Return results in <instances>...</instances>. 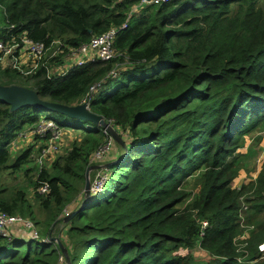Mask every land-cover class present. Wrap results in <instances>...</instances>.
<instances>
[{
	"label": "trees",
	"instance_id": "obj_1",
	"mask_svg": "<svg viewBox=\"0 0 264 264\" xmlns=\"http://www.w3.org/2000/svg\"><path fill=\"white\" fill-rule=\"evenodd\" d=\"M137 2L0 0V34L25 30L36 40L78 46L116 27L108 59L49 76L0 66V84L28 86L65 104L85 98L121 137L104 162L108 177L85 195L89 156L106 141L102 127L44 108L11 111L0 102V170L33 168L26 165L34 144L10 158L8 144L24 124L46 116L82 131L29 179L38 208L48 212L50 238L0 234V264H59L60 255L69 264H264L257 247L264 241V219L257 217L264 211V160L249 183L232 185L244 135L264 129V0H165L134 9ZM41 180L49 183L45 193L35 191ZM242 197L252 227L238 240L246 229ZM75 200L65 221L63 209ZM1 210L38 223L24 188L0 185ZM60 221L68 238L59 237L61 246L49 232ZM193 247L208 259L187 252Z\"/></svg>",
	"mask_w": 264,
	"mask_h": 264
},
{
	"label": "built area",
	"instance_id": "obj_2",
	"mask_svg": "<svg viewBox=\"0 0 264 264\" xmlns=\"http://www.w3.org/2000/svg\"><path fill=\"white\" fill-rule=\"evenodd\" d=\"M165 0H138L137 4L133 6L134 9L139 8L148 3H159ZM9 26V28H11ZM116 27H110L105 31L92 36L88 41L78 46H67L59 40H52L46 43L43 40H36L29 37L26 31H20L18 33L4 32L0 34V66L2 68L9 67L17 70L22 76H32L39 70H42L46 75L60 74L69 67L75 64H82L88 59L100 58L108 59L114 55L115 49L113 47L114 36ZM58 56H62L63 61L58 62ZM95 85L91 86V90L95 89ZM81 101L86 102V99ZM115 129L116 126L111 120H106ZM60 124L51 117L41 116L37 118L33 124H31L26 132H20L14 137H25L31 135L35 141H43L39 145V155L36 158L37 165L42 167V162L45 157H50L56 153L62 142V130ZM103 132L106 134V141L103 145H100L89 156V161H98L104 159L107 153L110 151L114 138L109 133L107 128L102 127ZM44 138L39 140L36 137ZM13 138L10 142L12 149L17 139ZM106 170V168H104ZM103 173L98 175L97 180L94 183L90 182V191L98 190L107 178ZM97 182H100L98 184ZM98 189H95V186ZM49 190V183L46 180L39 181L35 187V191L39 193H45ZM70 206V205H69ZM71 209V208H70ZM69 207L63 209L62 216L67 215ZM241 222H243V213H240ZM205 225L206 221H202ZM242 224V223H241ZM25 229L29 231L30 238L40 239L39 231L36 228L34 221L22 216L18 213H9L6 211H0V234L10 236L11 234H18L16 231L19 229ZM246 230V229H245ZM245 238L246 234L243 231L237 236ZM48 239L47 237H45ZM258 250L262 257H264V241L258 243ZM59 264H66V259L63 255L59 256Z\"/></svg>",
	"mask_w": 264,
	"mask_h": 264
},
{
	"label": "rangeland",
	"instance_id": "obj_3",
	"mask_svg": "<svg viewBox=\"0 0 264 264\" xmlns=\"http://www.w3.org/2000/svg\"><path fill=\"white\" fill-rule=\"evenodd\" d=\"M0 24H4V19H3V13L2 10L0 8ZM32 123H27L24 124L15 135H17L20 132H26L27 128L33 124ZM62 132V142L60 145L59 150L54 153L52 156L50 157H45L43 159L42 162V167H50V163L52 162V160L59 154V153H63L65 152L71 145V142L73 139L75 138H79L82 136V131L77 130L75 128L72 127H68V126H60ZM258 127L254 128L252 131L246 133L243 137V146L240 147L238 149V161L241 164V169L239 170L238 175L234 178L232 185L233 186H237L239 187L242 183L243 184H247L249 183L252 179H254L257 175V172L259 171V169L262 166L263 160H264V129H257ZM16 138V137H13ZM12 138V139H13ZM17 141L13 146L12 149V144L11 142H9L8 147L11 150V159H13V157H15L18 152H20V150H22L23 148H25L27 145L29 144H34V148H33V152L31 154L32 156V160L27 163L26 166L32 168V169H28L25 170L23 167H19V168H15V167H7V168H3L2 170H0V185L4 186L5 188H7L8 190H13L16 188H24L26 191V197L29 199V201L32 202V208L34 209V212L36 214V219L38 220V223L36 224V228L39 231V237L43 236H47L48 232L45 229L44 230V220H46L48 218V212L47 210L38 208V201L36 199V197L34 196V191H33V186L29 183V179H35V177L37 176V170H38V163L36 161V158L39 155V151H38V147L40 144H42L43 141H35V139L31 136V135H27L25 137H19L16 138ZM118 150V146L117 143L115 142V140L112 143V146L110 148V151L107 153V155L104 157V159L102 160H98V161H93L91 165L92 168L89 170V172L91 171V174L89 173V179L91 183H94L95 180H97L98 175L103 173V178L105 176V174H107V177L109 175V170L108 169H104L107 168L104 166V162L110 158H112L111 156L114 155V153ZM196 175H192L188 177V180L190 181V185L193 191H196V187H194L193 179ZM98 184H100V182H97ZM98 189V186H95L96 190ZM94 192V191H93ZM79 201L81 200L80 197L77 198ZM77 204V200L73 201V203L69 206V212L70 213L75 205ZM247 201L245 200V197L241 198V208L240 210H242L243 213V218H244V222L243 223V227L245 228L246 226V230H245V234H247V230L250 229L251 224L246 222L245 218L247 214H250L249 209L247 207ZM71 208V209H70ZM61 212L58 214V216H60ZM248 216V215H247ZM257 217L259 219H264V211H262L261 213L257 214ZM18 234L24 236V238H30V234L28 230L19 228L16 231ZM50 232V235H55V237L57 238H61L64 241H68L67 238V233H66V226L64 225V222L60 221L57 225V227L55 226V228H53ZM48 237V236H47ZM50 238V237H48ZM243 237H239V239H243ZM39 239V238H38ZM26 240V239H25ZM240 243V242H239ZM189 252L191 255H193L195 258H197L198 260H206L208 259V254L202 250L199 247H193L190 249Z\"/></svg>",
	"mask_w": 264,
	"mask_h": 264
},
{
	"label": "water",
	"instance_id": "obj_4",
	"mask_svg": "<svg viewBox=\"0 0 264 264\" xmlns=\"http://www.w3.org/2000/svg\"><path fill=\"white\" fill-rule=\"evenodd\" d=\"M0 102L9 105L11 111H15L23 106H31L35 108H44L46 110H51L54 112H59L68 117L90 121L93 124H98L101 127L107 128L112 137L121 141V137L117 130L110 125L101 114L91 111L88 104L84 101L78 102L77 104H65L62 102H57L53 100L41 98L37 91L28 86L20 84H0ZM105 167L108 164H104ZM92 166H89L85 172V184L83 192L85 195L90 193V179L89 170ZM75 210L65 215L64 220L67 221L70 216L73 215ZM61 246L59 238L55 237ZM66 264H69L68 257H66Z\"/></svg>",
	"mask_w": 264,
	"mask_h": 264
},
{
	"label": "crops",
	"instance_id": "obj_5",
	"mask_svg": "<svg viewBox=\"0 0 264 264\" xmlns=\"http://www.w3.org/2000/svg\"><path fill=\"white\" fill-rule=\"evenodd\" d=\"M114 155H112L111 157H113Z\"/></svg>",
	"mask_w": 264,
	"mask_h": 264
}]
</instances>
